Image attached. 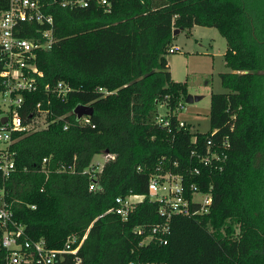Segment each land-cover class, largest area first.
Instances as JSON below:
<instances>
[{
	"label": "trees",
	"instance_id": "1",
	"mask_svg": "<svg viewBox=\"0 0 264 264\" xmlns=\"http://www.w3.org/2000/svg\"><path fill=\"white\" fill-rule=\"evenodd\" d=\"M107 1L109 12L97 0L85 7L44 0L55 41L37 52L39 90L25 94L20 113L46 84L63 81L71 90L53 97L48 127L12 135L14 169L6 178L0 172V188L14 217L50 248L86 235L81 262L65 255L59 264H264V0ZM7 6L0 0V11ZM194 25L217 29L226 42L225 91L210 95L206 132L178 126L187 85L172 79L166 59L173 31ZM39 26L32 24L33 35ZM79 104L93 107L90 123L77 120ZM159 105L171 113L168 127L154 121ZM208 137L230 143L221 171L201 167L190 180L211 187L209 212L175 215L166 244L139 245L162 220L149 199V176L158 166L188 176L191 150H203ZM98 153L113 159L91 177ZM118 196L140 197L125 220L109 211ZM3 255L0 249V264Z\"/></svg>",
	"mask_w": 264,
	"mask_h": 264
},
{
	"label": "built area",
	"instance_id": "2",
	"mask_svg": "<svg viewBox=\"0 0 264 264\" xmlns=\"http://www.w3.org/2000/svg\"><path fill=\"white\" fill-rule=\"evenodd\" d=\"M55 1L62 7H85L88 4V0ZM97 1L104 5L107 12L110 11L107 0ZM44 7V0H8L7 8L0 11V172L4 178L14 169V152L10 149L15 140L12 137L13 133L27 134L48 127L54 121L53 97L63 100L71 90L69 84L63 81L53 85L46 84L35 103L26 107V114L22 117L20 111L27 103L25 94L39 90L37 77H40L42 72L35 62L37 52L49 49L55 41L54 20L52 15L45 13ZM21 23H28L30 26L25 28ZM32 24L40 25L37 27L36 35H33ZM25 33L30 35L25 37ZM177 50L176 47L168 48V52ZM98 90L103 91L101 88ZM178 109H183V105H179ZM170 115L171 113H167L166 110L163 116L157 114L154 121L168 127ZM3 117H6L5 122H1ZM77 120L82 124H88L90 116L84 115ZM185 124V121L179 119V127H184ZM66 128L67 123L64 124V129ZM214 133L215 130L211 135ZM193 141L195 142V139ZM229 147L230 143L226 138L215 140L214 137L205 140L203 150H199L196 145L191 150L192 161L186 168L188 170L185 169L188 175L185 177L183 173L174 172L170 168L163 169L160 166L156 168L149 176L147 190L149 199L158 203V214L162 220L149 228L148 234L139 245H145L153 240L166 244L167 235L170 233V221L175 215L194 216L209 212L212 203L209 191L211 187L204 191L197 182L190 180L201 176V167L208 169L209 172L221 171ZM104 155L105 161L113 159L112 154ZM43 163H46L45 158ZM172 165L178 164L173 162ZM98 170L97 165L87 169L91 177H94ZM89 189H94V183L90 184ZM132 198L116 197L115 206L109 211L115 212L125 220L135 206V200ZM136 232L141 234L142 228H137ZM85 236L79 241L75 235L68 236L60 248L48 247L43 239H31L25 231V225L14 217L5 199L4 187L0 188V249L4 251V264H59L65 255H73L75 263H80L81 258L77 253Z\"/></svg>",
	"mask_w": 264,
	"mask_h": 264
},
{
	"label": "rangeland",
	"instance_id": "3",
	"mask_svg": "<svg viewBox=\"0 0 264 264\" xmlns=\"http://www.w3.org/2000/svg\"><path fill=\"white\" fill-rule=\"evenodd\" d=\"M170 47L178 49L166 54L172 79L186 82L187 95L199 97L192 102L184 101L183 109L176 112L177 117L190 124L194 131L206 132L209 129L210 95L225 91L220 79L221 73L229 71L223 58L225 39L213 27L194 25L174 34ZM166 110L164 105H159L158 115L163 116ZM104 162V153H98L93 156L91 165L101 169ZM132 199L137 201L140 197L133 196Z\"/></svg>",
	"mask_w": 264,
	"mask_h": 264
},
{
	"label": "water",
	"instance_id": "4",
	"mask_svg": "<svg viewBox=\"0 0 264 264\" xmlns=\"http://www.w3.org/2000/svg\"><path fill=\"white\" fill-rule=\"evenodd\" d=\"M179 30L180 29H175L173 31V35L176 34V33H178ZM197 99H199V97H192L191 95H187L185 101L192 102L193 100H197ZM74 113L77 116V118H81L84 115L91 116L92 113H93V107L92 106H89V105L79 104V105H77L74 108ZM5 121H6V117H3L1 119V122H5Z\"/></svg>",
	"mask_w": 264,
	"mask_h": 264
},
{
	"label": "crops",
	"instance_id": "5",
	"mask_svg": "<svg viewBox=\"0 0 264 264\" xmlns=\"http://www.w3.org/2000/svg\"><path fill=\"white\" fill-rule=\"evenodd\" d=\"M179 31H180V30H179ZM179 31H178V32H179Z\"/></svg>",
	"mask_w": 264,
	"mask_h": 264
}]
</instances>
